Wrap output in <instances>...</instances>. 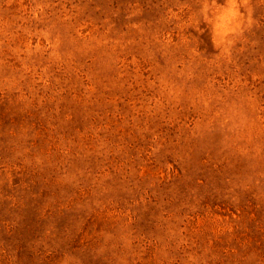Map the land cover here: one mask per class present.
<instances>
[{
    "label": "rangeland",
    "instance_id": "obj_1",
    "mask_svg": "<svg viewBox=\"0 0 264 264\" xmlns=\"http://www.w3.org/2000/svg\"><path fill=\"white\" fill-rule=\"evenodd\" d=\"M0 264H264V0H0Z\"/></svg>",
    "mask_w": 264,
    "mask_h": 264
}]
</instances>
